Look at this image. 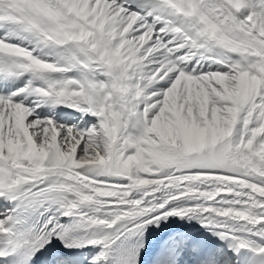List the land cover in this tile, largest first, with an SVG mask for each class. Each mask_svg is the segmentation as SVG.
<instances>
[{
  "label": "snow or ice",
  "instance_id": "snow-or-ice-1",
  "mask_svg": "<svg viewBox=\"0 0 264 264\" xmlns=\"http://www.w3.org/2000/svg\"><path fill=\"white\" fill-rule=\"evenodd\" d=\"M0 264H264V0H0Z\"/></svg>",
  "mask_w": 264,
  "mask_h": 264
}]
</instances>
